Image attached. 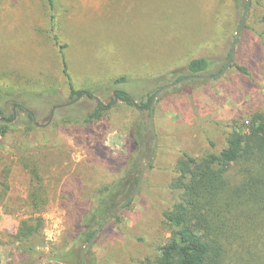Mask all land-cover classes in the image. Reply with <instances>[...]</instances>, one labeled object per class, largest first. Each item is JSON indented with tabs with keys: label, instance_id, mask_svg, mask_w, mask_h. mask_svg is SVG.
I'll return each instance as SVG.
<instances>
[{
	"label": "rangeland",
	"instance_id": "374dc122",
	"mask_svg": "<svg viewBox=\"0 0 264 264\" xmlns=\"http://www.w3.org/2000/svg\"><path fill=\"white\" fill-rule=\"evenodd\" d=\"M244 11H237L231 0H54V9L48 0H0V90L6 92L4 100L12 99L3 105L6 117L20 104L45 124L53 106L72 101V89H92L103 103L117 96L110 113L91 125L84 118L95 101L86 95L57 109L47 127L36 126L17 109L16 120L0 137V264H19L14 235L22 221L34 216L43 218L45 243L34 264H65L54 260L56 251L73 246L81 217L98 190L126 166L135 138L130 124L150 121L141 103L154 89L173 82L166 76L170 71L193 58L215 59L206 75L217 73L227 62ZM120 77L129 82L113 84ZM120 91L128 92L137 107L119 101ZM262 119L264 0H252L228 72L158 96L155 161L121 220L91 245L94 264H134L158 256L170 238L163 212L174 201L170 184L182 154L218 152L234 125L247 130ZM154 155L143 151L140 172Z\"/></svg>",
	"mask_w": 264,
	"mask_h": 264
},
{
	"label": "trees",
	"instance_id": "16d2710c",
	"mask_svg": "<svg viewBox=\"0 0 264 264\" xmlns=\"http://www.w3.org/2000/svg\"><path fill=\"white\" fill-rule=\"evenodd\" d=\"M48 1L54 9V0ZM231 1L237 11L246 7V0ZM61 58L64 73L69 78L63 53ZM214 66L213 58H193L186 66L176 68L166 76L176 82L190 75H206ZM238 70L249 75L245 67H238ZM214 74L216 73L210 75ZM128 82L126 77H120L113 84ZM159 88L151 91L146 101L140 105V109L147 110L149 119L150 103ZM5 93L0 90V117H6L3 105L12 100H4ZM83 93L95 101L94 107L84 118L86 124L102 121L113 109V102L98 103L92 89H72L70 100ZM2 94L5 97H2ZM117 95L124 105L137 107L128 92L120 91ZM27 116L33 123V117L30 114ZM7 118L11 120L13 114ZM10 126V122L0 121L1 138L6 136ZM247 128L246 130L242 126L234 125L225 145L218 152L201 157L182 154L174 170L176 176L170 184L174 201L163 212V222L170 231V238L159 249L158 256L147 257L134 264H235L238 260L239 264L241 261L242 264L264 263V119L256 120ZM129 131L135 138L125 168L113 183L98 190L90 208L81 217V229L74 238L73 246L66 251L57 250L55 261L83 264V247L94 237L97 229L112 216L114 222L121 220V215L115 214L119 206L128 201L137 188L141 173V154L144 150L151 155L155 153L154 148L150 146L154 136L149 122L144 124L143 120H135L130 124ZM32 174L41 182L37 171H32ZM33 188V205L35 210L39 211L38 188ZM131 203L132 201L124 209L130 207ZM42 223L41 216H34L20 223L14 235L19 264H34L38 248L45 246L41 238ZM105 230L106 228L102 233ZM99 237L101 238V235ZM97 244L98 238L92 247ZM92 247L86 252L85 264H94Z\"/></svg>",
	"mask_w": 264,
	"mask_h": 264
},
{
	"label": "water",
	"instance_id": "95a60500",
	"mask_svg": "<svg viewBox=\"0 0 264 264\" xmlns=\"http://www.w3.org/2000/svg\"><path fill=\"white\" fill-rule=\"evenodd\" d=\"M251 3H252V0H247L246 2V7H245V11L242 15V18H241V21H240V24H239V27H238V30H237V33L235 34V37L233 39V42L231 44V52H230V55L227 59V62L224 66V68L214 74V75H190V76H187L185 77L184 79H181V80H178L176 82H172L170 84H167V85H164L162 87H160L153 95L152 97V101L150 103V127H151V131H152V134L153 136L155 137V145H154V151L156 153V132H155V126H154V106H155V103H156V100L158 98V96L163 93L164 91L166 90H169L173 87H176L178 85H181V84H184L186 82H190V81H205V80H214L216 78H219L223 75H225L228 70L232 67L233 65V62H234V58H235V55H236V46H237V42L239 40V37L244 29V26H245V22H246V18L248 16V13H249V10L251 8ZM85 95V93H83L82 95L76 97L74 100L72 101H69L67 103H62V104H59V105H55L52 109H51V113H50V116H49V119L48 121L45 123V124H40L37 122V120L35 119V115L32 111L26 109L24 110L25 112H27L28 114H30L32 117H33V123L38 126V127H47L48 125L51 124L53 118H54V114H55V111L57 109H60V108H66V107H69V106H72L74 104H76L77 102H79L81 100V98ZM95 100L98 102V103H103L101 101V99L99 97H95ZM117 101V97H115V101L113 102V104H115ZM135 102V101H134ZM19 105H16L15 107H18ZM17 118V115L15 113L14 117L9 120V122H14ZM0 121H7L6 118H3V117H0ZM155 157L156 155H154L152 161L145 165L144 168L142 169L141 171V174H140V177H139V182H138V186L136 188V190L134 191L133 195L130 197V199L128 201H125L123 202L115 215H120L124 209V207L131 201H133V199L136 197L137 193H138V190L142 184V181H143V177L145 175V172L147 171V169L152 165V163L155 161ZM114 220V216L110 217L106 222H104L96 231L94 237L90 240V242L83 248V251H82V263L85 264V256H86V252L89 250V248L91 247V245L93 244V242L95 241V239L99 236L100 233H102L103 229H105L108 225H110Z\"/></svg>",
	"mask_w": 264,
	"mask_h": 264
},
{
	"label": "flooded vegetation",
	"instance_id": "af4514ba",
	"mask_svg": "<svg viewBox=\"0 0 264 264\" xmlns=\"http://www.w3.org/2000/svg\"><path fill=\"white\" fill-rule=\"evenodd\" d=\"M115 97H117L116 96V94L114 95V99H115ZM16 105H19L18 107H15ZM54 107V106H53ZM52 107V108H53ZM51 108V109H52ZM17 109H21V105L20 104H14L13 105V111H12V114H13V117H14V115H15V113H16V115H17ZM24 110H26V109H21L20 111H22V112H25ZM27 113V112H26ZM50 113H51V111H50ZM28 114V113H27ZM35 115V114H34ZM0 116H1V111H0ZM3 118H6L7 119V121H2V122H9V118H7V117H3ZM36 119V118H35ZM11 123V122H10ZM155 152V151H154ZM141 174V173H140ZM138 186V185H137Z\"/></svg>",
	"mask_w": 264,
	"mask_h": 264
}]
</instances>
